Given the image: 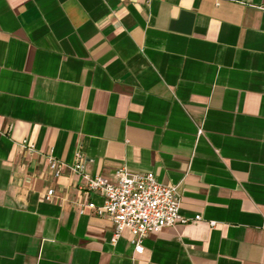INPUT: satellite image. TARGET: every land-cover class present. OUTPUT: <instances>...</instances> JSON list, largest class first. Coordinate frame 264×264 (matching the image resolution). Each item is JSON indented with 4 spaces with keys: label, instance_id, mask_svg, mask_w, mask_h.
Returning a JSON list of instances; mask_svg holds the SVG:
<instances>
[{
    "label": "crops",
    "instance_id": "crops-1",
    "mask_svg": "<svg viewBox=\"0 0 264 264\" xmlns=\"http://www.w3.org/2000/svg\"><path fill=\"white\" fill-rule=\"evenodd\" d=\"M77 151L178 186L188 222L112 243L49 171ZM0 264H264V0H0Z\"/></svg>",
    "mask_w": 264,
    "mask_h": 264
},
{
    "label": "built area",
    "instance_id": "built-area-1",
    "mask_svg": "<svg viewBox=\"0 0 264 264\" xmlns=\"http://www.w3.org/2000/svg\"><path fill=\"white\" fill-rule=\"evenodd\" d=\"M21 147L35 151L34 145L27 140L21 142ZM48 162L54 178L67 168L83 177V189L86 192L97 193L102 197L101 204L89 202L87 207L93 214L111 221L114 227L112 243L127 229L133 236L131 243L135 251L141 252L143 239L147 235L188 222L180 214L178 186L160 183L152 172L132 173L123 168L116 171L114 179L103 175H87L83 173L84 157L80 151L75 153L72 164L60 162L52 155L48 156ZM52 195L53 190H49L45 198L50 200ZM194 220H201V216L196 215ZM210 225L213 227L215 223L211 222Z\"/></svg>",
    "mask_w": 264,
    "mask_h": 264
}]
</instances>
